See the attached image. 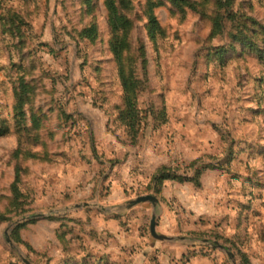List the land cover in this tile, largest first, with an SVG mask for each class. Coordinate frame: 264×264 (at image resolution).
<instances>
[{
    "label": "rangeland",
    "instance_id": "obj_1",
    "mask_svg": "<svg viewBox=\"0 0 264 264\" xmlns=\"http://www.w3.org/2000/svg\"><path fill=\"white\" fill-rule=\"evenodd\" d=\"M132 1L131 131L103 0H0V264H264V0H235L247 21L216 37L165 3L157 48ZM161 166L194 179L156 184ZM147 194L159 206L125 208ZM154 211L172 241L151 236Z\"/></svg>",
    "mask_w": 264,
    "mask_h": 264
},
{
    "label": "trees",
    "instance_id": "obj_2",
    "mask_svg": "<svg viewBox=\"0 0 264 264\" xmlns=\"http://www.w3.org/2000/svg\"><path fill=\"white\" fill-rule=\"evenodd\" d=\"M93 0H84V4L88 7V12L91 11ZM235 0H144L142 4V15L146 20V32L150 41L157 48L158 40L164 36V27L160 24L156 17L155 11L165 3H169L181 16H184L187 11L198 13L208 18L210 22V37H216L223 33V30L229 24V18L235 21L236 29H239L246 19H243L241 14L237 12L233 14L232 6ZM106 10V22L109 38V50L112 53L115 62L118 65L119 78L125 93H127L128 105V127L130 130H136L133 126L135 120V112L133 108L134 100L136 99V72L133 64L127 63V54L130 50V42L128 34L133 26L134 4L132 0H103ZM139 16V15H138ZM233 22V21H232ZM98 27L96 23H87L79 32L81 38L91 42L98 38ZM239 40L246 43L245 36L239 37ZM249 44V43H248ZM221 55V54H220ZM128 67V68H126ZM32 85L27 83L23 78H20L18 85L14 88V103H13V121L14 126L18 131L26 128V112L25 105L31 98ZM124 93V96H126ZM35 116L32 122L35 127L39 124ZM132 122V124H131ZM9 126L6 120L0 121V137L9 134ZM172 168L161 166L154 173L152 182L159 184L165 180H175L180 183L192 182L194 177L177 174L171 171ZM12 189L17 191L16 185ZM22 225H19L20 228ZM16 232V231H15ZM17 233V232H16Z\"/></svg>",
    "mask_w": 264,
    "mask_h": 264
},
{
    "label": "water",
    "instance_id": "obj_3",
    "mask_svg": "<svg viewBox=\"0 0 264 264\" xmlns=\"http://www.w3.org/2000/svg\"><path fill=\"white\" fill-rule=\"evenodd\" d=\"M144 202H150L154 208L159 206L157 197L155 195H152V194H147V195L138 196L135 199L129 201L125 205V208L129 209V208H132L133 206H136V205H138L140 203H144ZM80 206L81 205H78L77 207H80ZM82 206H89V205L85 203V204H82ZM101 209L103 211H105V208L101 207ZM106 210L108 211V210H110V208H106ZM157 219H158V214L154 211L152 213L150 223H149V231H150L151 236L153 238H155L156 240L172 241L174 239L173 237H168L164 234L158 233V231H157ZM7 240L10 243L11 240L9 237L7 238ZM229 256L232 257V254L230 253ZM23 261L25 264H30V262L25 258L23 259Z\"/></svg>",
    "mask_w": 264,
    "mask_h": 264
}]
</instances>
